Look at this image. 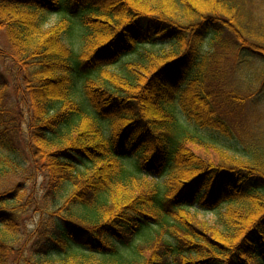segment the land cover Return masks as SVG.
<instances>
[{
    "label": "trees",
    "instance_id": "1",
    "mask_svg": "<svg viewBox=\"0 0 264 264\" xmlns=\"http://www.w3.org/2000/svg\"><path fill=\"white\" fill-rule=\"evenodd\" d=\"M255 1L0 0V264H264Z\"/></svg>",
    "mask_w": 264,
    "mask_h": 264
},
{
    "label": "rangeland",
    "instance_id": "2",
    "mask_svg": "<svg viewBox=\"0 0 264 264\" xmlns=\"http://www.w3.org/2000/svg\"><path fill=\"white\" fill-rule=\"evenodd\" d=\"M256 5H259V7L264 8V0H256L255 1ZM264 12V10H263ZM61 21V18L59 17L58 14L56 13H49L45 26L44 27H50V26H54L55 24H59V22ZM222 50V54H223V58H225V66H224V70L221 73V75H229V71L231 72L232 69V65L231 62H233L234 56L233 54H230L227 47H219V51ZM10 68V64L7 61H0V71L3 74V77L10 80V77L7 73H5L6 71H8V69ZM112 70H114L113 68H111ZM7 74V75H6ZM220 75V77H221ZM233 77V74L230 75ZM219 77V78H220ZM218 79L215 80V82L217 81V83H219L220 85H224L225 82H222ZM257 85L253 84L252 88H255ZM9 92L12 93L13 99H16V96L14 94V88L13 87H9ZM259 110L261 111V114L257 117H244L242 116V118L240 119V121L237 122L236 124V131H235V140H226L224 139L223 142H227V143H234V141L236 144H238L240 147L245 145V140H247L248 142L251 143H262L264 144V103L262 105H260ZM16 111H18V107L16 108ZM165 179V178H164ZM43 180V177L41 175H39V183L41 184ZM37 184V186H38ZM207 218H210V214L207 213L206 214ZM31 226L33 225V223L31 222L30 224ZM144 231L140 236L136 237V240L140 241L142 240L143 237H145V234L148 232ZM151 232V229H150Z\"/></svg>",
    "mask_w": 264,
    "mask_h": 264
}]
</instances>
